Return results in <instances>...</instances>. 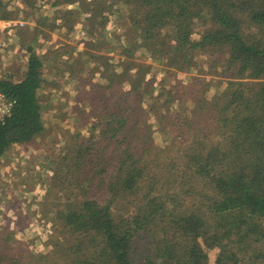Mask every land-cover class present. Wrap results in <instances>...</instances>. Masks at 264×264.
I'll return each instance as SVG.
<instances>
[{
    "label": "rangeland",
    "instance_id": "obj_1",
    "mask_svg": "<svg viewBox=\"0 0 264 264\" xmlns=\"http://www.w3.org/2000/svg\"><path fill=\"white\" fill-rule=\"evenodd\" d=\"M130 10L126 0H0V41L6 44L0 50L1 77L22 79L31 47L41 56L44 67L39 92L46 127L33 141L12 145L1 159L0 260L7 264H73L78 258L76 249L87 253L91 247L88 234L72 232L59 211L76 208L87 196L104 201L107 184L100 183L97 173L101 167L93 161L98 146L108 147L102 158L114 163L113 170L127 146L122 132L114 136L116 132L103 129L107 114L124 108L118 104L123 102L121 89L129 85L124 81L125 47L142 43L138 26L130 22ZM237 13L243 19L244 38L264 41V28L242 11ZM193 26V38L200 39L211 26L209 12L203 10ZM172 51L158 56L136 47L130 54L137 63L150 67L146 81L151 86L148 94L135 96L132 106L139 108L133 117L139 124L129 141L137 149L153 142L158 150L146 156L150 170L166 175L175 166V171H181L186 153L199 148V141L221 139L217 118L222 116L216 108L226 105L230 95L219 105L201 106L205 99L212 102L225 90L234 92L236 85L229 81L237 77L228 50H218V57L212 49L190 51L188 59L177 65ZM252 81L259 84L264 77ZM104 103L114 104L104 111ZM81 137L90 153L82 157H87L83 168L72 167L65 175L66 146ZM174 173L176 177L178 172ZM179 180L182 178L164 185L174 186ZM197 199L189 196L187 202H199ZM139 204L132 197L113 211L118 216L134 214ZM210 252L209 264H216V251ZM239 256L240 264H264V243Z\"/></svg>",
    "mask_w": 264,
    "mask_h": 264
},
{
    "label": "trees",
    "instance_id": "obj_2",
    "mask_svg": "<svg viewBox=\"0 0 264 264\" xmlns=\"http://www.w3.org/2000/svg\"><path fill=\"white\" fill-rule=\"evenodd\" d=\"M126 1L132 8L130 22L138 26L142 43L125 47L124 81L129 85L121 89L124 103L118 104L124 108L107 114L103 130L116 132L114 136L122 132L127 146L115 170L111 169L113 162L102 158L108 147L98 146L93 161L101 167L97 173L100 183L107 184L104 201L87 196L76 208L59 211L72 232L89 236V251L79 253L76 249L78 258L73 264H209L210 251H216V264H240V253L247 254L250 247L264 243V81H252L264 77V41L244 38L243 19L237 12L264 28V0ZM203 10L209 12L211 26L200 39H194L193 24ZM136 47L158 56L173 50L175 65L187 60L190 51L212 49L218 57V50H228L229 62L237 69L236 81H229V85H236L234 92L225 90L212 102L205 99L201 106L219 105L230 95L226 105L216 108L222 116L217 118L221 139L199 141V148L186 153L181 171L173 168L178 172L176 177L174 172L166 175L150 170L146 156L158 150L153 142L137 149L129 141L139 124L133 117L139 108L132 106L135 96L148 94L151 86L146 81L150 67L130 58ZM32 50L22 80L0 78V89L16 99L13 114L5 123L0 122V180L1 159L7 150L33 141L46 129L39 92L44 61ZM113 104L101 107L109 111ZM230 106L232 109L225 112ZM83 145L81 137L66 146L62 160L65 175L72 167H84L87 157H82L88 156L90 148ZM180 178L179 183L174 181L175 187L164 185ZM198 185L202 187L198 189ZM189 196L199 202H187ZM132 197L140 201L134 214L116 215L114 207ZM0 264L7 263L0 260Z\"/></svg>",
    "mask_w": 264,
    "mask_h": 264
},
{
    "label": "built area",
    "instance_id": "obj_3",
    "mask_svg": "<svg viewBox=\"0 0 264 264\" xmlns=\"http://www.w3.org/2000/svg\"><path fill=\"white\" fill-rule=\"evenodd\" d=\"M3 45H5V43L0 41V46L2 47ZM15 105L16 99L0 89V122L5 123V121L13 114Z\"/></svg>",
    "mask_w": 264,
    "mask_h": 264
},
{
    "label": "crops",
    "instance_id": "obj_4",
    "mask_svg": "<svg viewBox=\"0 0 264 264\" xmlns=\"http://www.w3.org/2000/svg\"><path fill=\"white\" fill-rule=\"evenodd\" d=\"M0 24H1V21H0ZM2 35H3V29H2V27L0 26V39H1V37H2ZM1 40H3V39H1ZM6 45V44H5ZM5 45H3L2 47H4ZM1 46H0V50H1V48H2ZM1 57H3L2 56V53L0 52V58ZM28 71V64H27V69H26V71H25V73L22 75L23 76V78H24V76H25V74H26V72ZM11 77V76H10ZM0 78L1 79H7V80H9L10 78H9V75H8V78H3V77H1V73H0ZM22 78V79H23ZM22 79H13V78H11L10 80H12V81H15V82H17V81H19V80H22Z\"/></svg>",
    "mask_w": 264,
    "mask_h": 264
}]
</instances>
